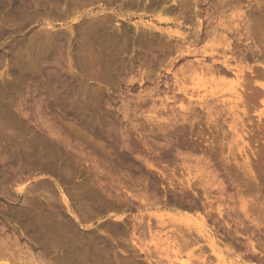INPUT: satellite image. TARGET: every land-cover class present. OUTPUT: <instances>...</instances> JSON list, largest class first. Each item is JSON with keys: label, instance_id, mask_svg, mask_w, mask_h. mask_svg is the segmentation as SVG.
<instances>
[{"label": "rangeland", "instance_id": "rangeland-1", "mask_svg": "<svg viewBox=\"0 0 264 264\" xmlns=\"http://www.w3.org/2000/svg\"><path fill=\"white\" fill-rule=\"evenodd\" d=\"M34 210L72 246L28 230ZM72 254L264 264V0H0V264Z\"/></svg>", "mask_w": 264, "mask_h": 264}, {"label": "bare ground", "instance_id": "bare-ground-1", "mask_svg": "<svg viewBox=\"0 0 264 264\" xmlns=\"http://www.w3.org/2000/svg\"><path fill=\"white\" fill-rule=\"evenodd\" d=\"M108 1H109V0H108ZM134 1H135V0H134ZM156 1H157V0H156ZM66 2H67V1H66ZM71 2H72V1H71ZM136 2H137V1H136ZM136 2H134V3L137 4ZM76 3H77V2H76ZM132 3H133V1H132ZM134 3H133L132 5H135ZM139 4H140V3H139ZM127 5H128V4H127ZM182 7H183V6H182ZM183 8H184V7H183ZM62 15H64V14H62ZM64 17H65V16H64ZM102 19H104V18H102ZM102 19H101V20H102ZM92 20H94V19L92 18ZM104 20H105V19H104ZM99 23H100V22H99ZM88 24H89V23H88ZM101 24H103V20H102V23H101ZM90 25H91V29H92L93 27L95 28V27L97 26V25H96V21L93 22L92 24H91V22H90ZM108 25H109V24H108ZM87 26H88V25H87ZM89 27H90V26H88L87 28H89ZM83 28H84V27H83ZM107 28H108V27H107ZM248 28H249V27H248ZM84 29H85V28H84ZM95 29L97 30V28H95ZM98 29H99V28H98ZM89 30H90V29H88V31H89ZM102 30H103V29H102ZM86 31H87V30H86ZM86 31H85V33H86ZM103 31H104V30H103ZM150 31H151V30H150ZM152 31H153V30H152ZM82 32H83V31H82ZM89 32H90V31H89ZM93 32H94V31H93ZM100 32H101V31L99 30V33H98V34H100ZM151 33H152V32H151ZM86 34H87V36L90 35V34L88 35V33H86ZM82 35H84V32H83ZM102 35H103V34H102ZM104 35H105V34H104ZM49 36H50V35H49ZM49 36H48V37H49ZM87 36H86V37H85V36H84V37L81 36V37L84 38V40H83L84 42L86 41L87 43H89V41L85 40V39H87ZM90 36H91V35H90ZM46 37H47V36H46ZM62 37H63V36H62ZM64 37H65V36H64ZM96 37H98V36H96ZM96 37H95L94 40L99 39V37H98V38H96ZM88 38H93V36H92V37H88ZM47 39H48V38H47ZM57 39H58V38H57ZM104 39H107V38H104ZM104 39H103V40H104ZM111 39H112V38H111ZM114 39H115V38H114ZM52 40L54 41V39H51V42L53 43ZM63 40H64V39H63ZM94 40H93V42H94ZM91 41H92V40H91ZM101 41H102V40H101ZM107 41H108V40H106V42H107ZM47 42H48V43H47ZM47 42H45V43H47V45L51 43V42L49 43V40H48ZM55 42L57 43L58 41H55ZM55 42H54V43H55ZM81 42H82V41H81ZM81 42H79V43H81ZM84 42H83L82 45L85 46ZM93 42H92V43H93ZM102 42H103V41H102ZM102 42H100V43H102ZM106 42H104L103 44H107ZM108 43L111 45L110 42H108ZM58 44H60V42H59ZM58 44H57V45H58ZM43 45L46 46L44 43H43ZM61 45H62V44H61ZM82 45H81V46H82ZM97 45H98V44H97ZM107 45H108V44H107ZM113 45H114V44H113ZM48 46H49V45H48ZM63 46H64V45H63ZM65 46H66V45H65ZM81 46H80V47H81ZM92 46H93V45H92ZM50 47H52V46L50 45ZM50 47H49V48H50ZM54 47H55V46H54ZM58 47H59V45H58ZM80 47H79V48H80ZM113 47H114V46H113ZM59 48H60V47H59ZM79 48H78V51L81 49V48H80V49H79ZM90 48H92V47H89V49H90ZM93 48H94V47H93ZM93 48H92V49H93ZM97 48H99V46H97ZM97 48H96V50H97ZM50 49H51V48H50ZM57 49H58V48H57ZM70 49H71V48H70ZM70 49H69V50H70ZM83 49H84V48H83ZM94 49H95V48H94ZM53 50H54V49H53ZM76 50H77V49H76ZM76 50H75V51H76ZM85 50H86V49H85ZM100 50H101V49H100ZM48 51H49V49H48ZM78 51H77V52H78ZM80 51H82V50H80ZM80 51L78 52L79 54L81 53ZM83 51H84V50H83ZM83 51H82V53H85V52H83ZM69 52H70V51H69ZM91 52H92V51H91ZM94 52H95V51H94ZM94 52H93V53H94ZM97 52H98V51H97ZM106 52H107V51H106ZM42 53H43V52H42ZM54 53H55V52H54ZM58 53H59V56H60V54H61V57H62V53H63L62 50H61V53H60V52H58ZM70 53H71V52H70ZM75 53H76V52H75ZM78 53H76V57L79 56V59L82 61V62H80V60H78V57H77V61H79V63H80V65L78 64V66H81V63H82V64H84L83 66L86 67V66H87V65L85 66L86 63H83L84 60H82L83 58H85V57H84L85 54H83V55L80 54V55L82 56V58H80V55H79ZM95 53H96V52H95ZM101 53H102V52H101ZM109 53H110V52H109ZM43 54H44V53H43ZM46 54H47V53H46ZM77 54H78V55H77ZM88 54H89V53H88ZM88 54L86 53L87 58H88ZM96 54H97V53H96ZM98 54H100V53H98ZM98 54H97V55H98ZM110 54L113 55L112 52H111ZM110 54H109V55H110ZM37 55H39V54H37ZM49 55H50V54H49ZM49 55H48V56H49ZM53 55H54V54H53ZM67 55H68V54H67ZM97 55H96V57H97ZM101 55H102V54H101ZM105 55L108 56V53H106ZM111 55H110V56H111ZM35 56H36V55H35ZM41 56H42V55H41ZM45 56H46V55H45ZM91 56H92V55H91ZM102 56H103V55H102ZM110 56H108V57H109V58H108L109 60L111 59ZM54 57H55V56H54ZM54 57H53V58H54ZM70 57L72 58V56H70ZM74 57H75V56H74ZM92 57H93V56H92ZM100 57H101V56L98 55V60H97L98 63H96V59H95V55H94V63H93V65L95 66V64H98V68H100L101 71H102V70L104 71V70H106V69H104V68H106V67L103 66L104 62L106 63L107 68H108V66H109L108 63H112V62H113V61H112L113 57H112V59H111L112 62H110V61L108 62V61H107L108 63L105 61L106 59H105L104 61H103V59L100 60V59H99ZM104 57H105V56H104ZM104 57H103V58H104ZM71 58H70V61H71ZM87 58H86V59H87ZM101 58H102V57H101ZM42 59H43V57H42ZM45 59H46V58H45ZM48 59H49V58H48ZM61 59H62V58H61ZM74 59H75V58H74ZM86 59H85V60H86ZM92 59H93V58H92ZM92 59H91V60H92ZM35 60H36V59H35ZM38 60H39V59H38ZM43 60H44V59H43ZM54 60H55V59H54ZM59 60H60V59H59ZM62 60H63V59H62ZM72 60H73V59H72ZM91 60H90V61H91ZM99 60H100V62H99ZM113 60H115V57H114ZM33 61H34V60H33ZM51 61H53V60H51ZM92 61H93V60H92ZM92 61H91V62H92ZM34 62H35V61H34ZM34 62H33V63H34ZM84 62H85V61H84ZM47 63H48V62H47ZM54 63H57V62H54ZM65 63H66V61H65ZM68 63H69V62H68ZM87 63H88V62H87ZM31 64H32V63H31ZM44 64H46V62H45ZM56 65H57V64H55V66H54V65H52V66H53V67H56V69H55V74L58 75V74H57L58 72H56V71H59L57 68H60L59 66H60L61 64L59 65V63H58L59 66H56ZM71 65H72V63H71ZM71 65H70V63H69L70 68H71ZM88 65H89V64H88ZM104 65H105V64H104ZM106 65H105V66H106ZM34 66H35V64H34ZM73 66H74V64H73ZM75 66H77V64H76ZM96 66H97V65H96ZM96 66H95V68H96ZM102 66H103V67H102ZM31 67H33V66H31ZM50 67H51V66H50ZM81 67H82V66H81ZM81 67H80V68H81ZM84 67H83V69H84ZM90 67H91V65H90ZM90 67H89V68H90ZM109 67H110V66H109ZM70 68H69V69H70ZM75 68H76V67H75ZM78 68H79V67H77V69H78ZM80 68L78 69L79 71H80ZM89 68L87 67V70H86L87 72H89V70H90ZM48 69H49V68H48ZM52 69H53V68H52ZM52 69H51V70H52ZM92 69H94V67H93V68L91 67V71H92ZM51 70H50V71H51ZM53 70H54V69H53ZM53 70H52L51 72H49V73H52V74L54 75V73H53L54 71H53ZM71 70H73V69H71ZM71 70H70V71H71ZM94 70H95V69H94ZM96 70H97V71H96ZM96 70H95V73H96V72L98 73V72H99V69L96 68ZM82 71H83V73H84V70H82ZM91 71H90V72H91ZM103 71H102V72H99V75H101V73H103ZM106 71H108V69H107ZM47 72H48V70L46 71V73H47ZM59 72H60V71H59ZM71 73H72V72H71ZM106 73H108V72H106ZM47 74H48V73H47ZM87 74H88V73H87ZM87 74H86V75H87ZM91 74H92V72H91ZM48 75H49V76H48ZM48 75H47V76L50 77V74H48ZM56 75H55V77L58 78V76H56ZM59 75H61V74H59ZM69 75H70V74H69ZM45 76H46V75H45ZM51 76H52V75H51ZM70 76H71V75H70ZM72 76H73V74H72ZM72 76H71V77H72ZM82 76H83V75H82ZM101 76H102V75H101ZM101 76H100V77H101ZM103 76H104V74H103ZM105 76H106V74H105ZM105 76H104V77H105ZM62 77H63V76H62ZM85 77H86V76H85ZM44 78H45V77H44ZM57 78H56V79H57ZM106 78H107V77H106ZM46 79H47V78H46ZM48 79H49V78H48ZM48 79H47V80H48ZM59 79H60V78H59ZM47 80H46V81H47ZM50 80H51L52 82L54 81V79H53V78L51 79V77H50ZM50 80H49V81H50ZM51 81H50V82H51ZM68 81H69V80H68ZM56 82H57V81H56ZM63 82H64V81H63ZM81 82H82V81H81ZM106 82H107V81H106ZM45 83H46V82H45ZM53 83H54V82H53ZM68 83H69V82H68ZM73 83H74V82H73ZM51 84H52V83H51ZM45 85H47V84H45ZM48 85H49V84H48ZM70 85H71V84H70ZM70 85H69V86H70ZM80 85H81V84H80ZM50 86H51V85H50ZM44 87H45V86H44ZM52 87H53V84H52ZM56 87H57V86H56ZM77 87H78V86H77ZM42 88H43V87H42ZM46 88H47V87H46ZM54 88H55V87H54ZM81 88H82V86H81ZM64 89H65V87H64ZM66 89H68V87H67ZM72 89H73V88H72ZM52 90H53V88H52ZM52 90H51L50 92H52ZM55 90H56V88H55ZM58 90H59V89H58ZM73 90H74V89H73ZM78 92H80V91H78ZM48 93H49V92H48ZM53 93H54V90H53ZM73 93H74V92H73ZM81 93H82V92H81ZM50 94H51V93H50ZM85 94H86V93H85ZM45 95H46V94H45ZM80 95H81V94H80ZM80 95H79V96H80ZM47 96L49 97V95H47ZM50 96H51V95H50ZM70 96H71V95H70ZM44 97H45V96H44ZM81 98H83V97L81 96ZM73 100H74V99H73ZM75 101H76V100H74L73 102H75ZM44 102H45V101H44ZM50 130H51V129H50ZM47 132H48V131H47ZM51 133H52V132H51ZM49 135H50V134H49ZM36 136H38V135H36ZM46 136H47V135H46ZM41 137H42V136H41ZM34 138H35V136H34ZM39 138H40V137H39ZM52 139H53V138H52ZM54 139H55V138H54ZM40 141H41V140H40ZM35 142H36V141H35ZM32 143H33V142H32ZM46 143H48V142H46ZM103 143L106 144L105 142H103ZM33 144H34V143H33ZM50 144H51V142H50ZM42 145H43V144H42ZM47 145H48V144H47ZM51 145H54V144H51ZM55 145H56V144H55ZM124 145H125V144H124ZM103 146H106V145H103ZM109 146H110V145H109ZM42 147H43V146H42ZM46 147H47V146H46ZM49 147H50V145L48 146V149H49ZM45 149H46V148H45ZM50 151H51V150H50ZM22 156H24V155H22ZM34 156H35V155H34ZM34 156H33V157H34ZM24 157H25V156H24ZM66 159H67V158H66ZM33 161H34V160H33ZM39 161H40V159H39ZM44 161H45V160H44ZM47 161H48V160H47ZM25 162H26V161H25ZM36 162H37V161H36ZM27 163H28V162H27ZM31 163H32V162H31ZM37 163H38V162H37ZM41 163H42V162H41ZM67 163H68V162H67ZM38 164H39V163H38ZM45 164H46V163H45ZM47 164H48V162H47ZM49 164H50V163H49ZM52 165H53V164H52ZM34 166H35V165H34ZM36 166H38V165L36 164ZM36 166H35V167H36ZM44 166H45V165H44ZM44 166H43V167H44ZM46 167H47V166H46ZM48 167H49V166H48ZM40 168H41V167H40ZM52 169H53V168H52ZM48 171H49V170H48ZM87 193H88V192H87ZM102 193H104V192H102ZM83 194H84V193H83ZM91 194H94V193L91 192ZM96 194H97V193H96ZM96 194H95V196H96ZM117 194H118V193H117ZM25 195H26V194H25ZM101 195H102V194H101ZM79 196H81V195H79ZM89 196H91L90 199H92V198L95 197L94 195H93V196L90 195V193L87 195V197H89ZM97 196H98V195H97ZM97 196H96V197H97ZM105 196H106V195H105ZM124 196H125V195H124ZM52 197H53V196L51 195V198H52ZM118 197H121V199H122V196H118ZM126 197H127V196H126ZM85 198H86V197H85ZM123 198H124V197H123ZM77 199H78V198H77ZM80 199H81V198H80ZM88 199H89V198H88ZM119 199H120V198H119ZM121 199H120V200H121ZM124 199H125V198H124ZM126 199H127V198H126ZM126 199H125V200H126ZM45 200H46V199H45ZM82 200H84V199L82 198ZM94 200H96V198H94ZM101 200H102V199H101ZM141 200H143V199H141ZM47 201H48V199H47ZM49 201H51V199H49ZM53 201H54L53 203L55 204L56 201H55V200H53ZM77 201H78V200H77ZM84 201H85V200H84ZM90 201H91V200H90ZM90 201H89V202H90ZM92 201H93V199H92ZM92 201H91V202H92ZM98 201H99V200H98ZM122 201H123V199H122ZM127 201H128V200H127ZM25 202H26V201H25ZM51 202H52V201H51ZM65 202H66V201H65ZM79 202H80V201H79ZM82 202H83V201H82ZM82 202H80V203L82 204ZM100 202H102V201H100ZM141 202H143V201H141ZM56 203H57V202H56ZM93 203H94V202H93ZM143 203H144V202H143ZM31 204H32V203H31ZM49 204H51V203H49ZM54 204H53V206H54ZM66 204H67V202H66ZM86 204H90V203L86 202L85 205H84V207H82L83 209H84L85 207H87ZM98 204H99V202H98ZM98 204H97V205H98ZM68 205H69V204H67V206H66V207H68V208H67V211H68V212H67V211H66V212L69 213V214L74 215V217H75V213L72 212V211H73L72 208H71V207L69 208ZM78 205H79V204H78ZM90 205H91V204H90ZM92 205H96V204L94 203V204H92ZM97 205H96V206H97ZM143 205H144V204H143ZM76 206H77V205H76ZM22 207H23V206H22ZM30 207H31V206H30ZM49 207H50V206L48 205V208H49ZM51 207H52V206H51ZM51 207H50V208H51ZM58 207L60 208V206H58ZM58 207L55 208V206H54L53 209L51 208L52 210H54V209H56V210H55V211H52V210H51L53 216L50 215V216H52V219H53L54 217H56V219L60 222V223L58 224V223H56L57 221L53 220V222H55V224H56L57 226L60 225V227H56V228H59L61 231H63V230H64V231H67V230H68V231H69V230L74 231V230H75V227H73L74 230L69 229V227H70V222H71V221H70L68 218L65 217L66 215H64V213L62 212V211H63V210H61L62 208L59 209ZM79 207H80V206H78L76 209L79 210V209H78ZM90 207H93V206H90ZM90 207H89V208H90ZM97 207H98V206H97ZM243 207H244V206H243ZM26 208H27V206H26ZM33 208H34V207H33ZM40 208H41V206H40ZM40 208H39V209H40ZM43 208H45V206H44ZM43 208H42V209H43ZM48 208H46V209H48ZM82 208H80V210H81ZM87 208H88V207H87ZM93 208H95V207H93ZM93 208H90V209L92 210ZM136 208H137V207H136ZM21 209H22V208H21ZM30 209H31V208H30ZM30 209L28 208V210H27V209H25V210L28 211V213H29ZM34 209H35V208H34ZM36 209H37V208H36ZM39 209H38V210H39ZM46 209H43V211L46 210ZM70 209H71V210H70ZM76 209H75V210H76ZM85 209H86V208H85ZM85 209H84V211H85ZM90 209H88V210H90ZM98 209H99V208H98ZM25 210H24V209L22 210V211H24V213H23V212H22V213L20 212L23 216L25 215V213L27 214V212H25ZM64 210H65V209H64ZM77 210H76V211H77ZM86 210H87V209H86ZM94 210H95V209H94ZM94 210H92V212H93ZM16 211H17V210H16ZM36 211H37V210H36ZM36 211L34 210V211H31V212H32V214H33L34 212H35V213H37V212L40 213L42 210H41V211H37V212H36ZM46 211H48V210H46ZM96 211H98L97 208H96ZM49 212H50V209H49ZM77 212H78V211H77ZM79 212H80V211H79ZM81 212H82L81 216L85 215V213L83 212V210H81ZM81 212H80V213H81ZM87 212H88V211H87ZM35 213H34V215H35ZM38 213L36 214V216H35L34 218H33L31 215L29 216V214H31V213H29L28 215H26V216H25L26 218L24 217V219H26V222H24V223L27 224V222H28V224H30V225L33 227V228H32V227H31V228L28 227L29 229H28V228H27V229H28V230L32 229V230H31L32 232H33V230H35L36 233L38 232V233L44 235L45 237L47 236L46 238H48V240H49V238H50V241H52V240H53L54 242L57 241V240L59 241L58 238H60V237H59L58 235H60V234L56 235V234H54V232L52 231V229H53L52 220L50 221V222H51V223H50L49 221L46 222V221H45L46 219H44V218L47 217L45 214H49V213H45V211H44L43 213H45V214H43V216L45 215V217H40V215L42 216V214H41L42 212L40 213V215H39ZM61 213H63V215H62ZM50 214H51V213H50ZM65 214H66V213H65ZM69 214H68V215H69ZM77 214L79 215V213H77ZM89 214H91V213H89ZM38 215H39V216H38ZM78 215H76V216H78ZM87 215H88V214H87ZM18 216L20 217V215H18ZM23 216H22V217H23ZM27 216H29V217H27ZM50 216L48 215V217L51 219ZM70 216H71V215H70ZM16 217H17V216H16ZM22 217H21V218H22ZM78 217L80 218V216H78ZM84 217H85V216H84ZM75 218H76V217H75ZM82 218H83V217H82ZM16 219H18V217H17ZM24 219H19V221H21V220L25 221ZM32 219H33L34 221H32ZM73 219H74V218H73ZM77 219H78V218H77ZM47 220H49V219H47ZM68 220H69V221H68ZM82 220H83V219H82ZM82 220H81V218H80V222H81ZM29 221H30L32 224H31ZM35 221H36V222H35ZM80 222H79V223H80ZM24 223H23V224H24ZM19 224H22V222H19ZM28 224H27V225H28ZM72 224H73V222H72ZM136 224H137V223H136ZM27 225H26L25 227H27ZM30 225H29V226H30ZM141 225H142V224H141ZM148 225H149V224H148ZM114 226H115V225H114ZM116 226H117V225H116ZM116 226H115V227H116ZM138 226H139V225H138ZM22 227H23V225H22ZM54 227H55V225H54ZM71 227H72V226H71ZM56 228L54 229V231L56 230L55 232H59V231H58L59 229H56ZM112 228H113V227H112ZM149 228H150V227H149ZM25 229H26V228H25ZM27 229H26V230H27ZM36 229H37V230H36ZM62 229H63V230H62ZM108 229H110V228H108ZM23 230H24V229H23ZM115 230H116V229H115ZM117 230H118V229H117ZM139 230H140V229H139ZM31 231H30V232L27 231V234H28V232H29V234H30ZM61 231H60V232H61ZM102 231H104V230H102ZM108 231H109V230H108ZM137 231H138V229H137ZM25 232H26V231H25ZM35 232H33V233H35ZM52 232H53V234H52ZM60 232H59V233H60ZM106 232H107V231H106ZM109 232H111V231H109ZM118 232H119V231H118ZM62 233H63V232H62ZM62 233H61V235H62ZM113 233H114V232H113ZM23 234H24V233H23ZM23 234H22V235H23ZM40 234H37V235H40ZM65 234L69 235L70 233H69V234H68V233H64V235H65ZM72 234H73V233H72ZM76 234H77V236H78V238H79V235H78L79 233L76 232ZM33 235H36V234H33ZM64 235H62V237L60 238L61 241H62V239L64 238ZM67 235H66V237H67L66 239H69L70 236H67ZM92 235H93V234H92ZM110 235H112V233H111ZM23 236L25 237L26 235H23ZM40 236H41V235H40ZM44 236H41L42 239L44 238ZM57 236H58V237H57ZM73 236H74V235H73ZM182 236H183V235H182ZM34 237L37 238V236H34ZM75 237H76V236H75ZM89 237H90V236H89ZM38 238H39V236H38ZM81 238H82V237H81ZM91 238H92V236H91ZM6 239H7V238H6ZM84 239H85V237L82 238V239H80V240H81V241H82V240L84 241ZM93 239H94V238H92V240H93ZM37 240H38V239H37ZM71 240H72V241H71ZM74 240H76V238H74ZM88 240H89V238H88ZM31 241L33 242V239H32ZM35 241H36V240H35ZM38 241H39V240H38ZM41 241H42V240H41ZM50 241H49V242H50ZM58 241H57V242H58ZM61 241H60V243L58 242L60 245H61L62 242H64V241L67 242V240H65V239H64V241H62V242H61ZM70 241L73 242V237H72V239H70ZM81 241H80V242H81ZM83 241H82V242H83ZM97 241H99V240H97ZM100 241H101V240H100ZM102 241H103V240H102ZM28 242H29V241H28ZM57 242H55L54 244H56ZM74 242H75V241H74ZM74 242H73V243H74ZM86 242H87V241H86ZM10 243H11V242H10ZM34 243H36V242H34ZM40 243H41V242H39V244H40ZM50 243H51V242H50ZM50 243H49V244H50ZM58 243H57V245H58ZM67 243L69 244L70 242L68 241ZM73 243H72V244H73ZM76 243L79 244V240H78V242H77V240H76ZM76 243H75V244H76ZM88 243H89V242H88ZM91 243L93 244V242H91ZM94 243H96L95 240H94ZM98 243H99V242H98ZM106 243H107V242H106ZM42 244H43V241H42ZM51 244H53V243H51ZM72 244L70 243L71 246H72ZM80 244H81V243H80ZM80 244H79V245H80ZM100 244H101V243H100ZM10 245H11V244H10ZM16 245H17V244H16ZM25 245H26V244H25ZM36 245H37V243H36ZM40 245H41V244H40ZM40 245H39V246H40ZM57 245H56V246L54 245L55 247H53L52 249L56 248ZM82 245H83V244H82ZM93 245H94V244H93ZM37 246H38V245H37ZM41 246H42V245H41ZM41 246H40V247H41ZM44 246H45V245H44ZM44 246H43V247H44ZM47 246L50 247V245H48V243H47ZM52 246H53V245H52ZM52 246H51V247H52ZM58 246H59V245H58ZM73 246H74V245H73ZM83 246H84V245H83ZM102 246H103V245H102ZM3 247H4V246H3ZM7 247H9V246L7 245ZM7 247H6V248H7ZM24 247H25V246H24ZM40 247H38L39 250H40ZM90 247H91V246H90ZM105 247H107V246H105ZM254 247H255V246H254ZM46 248H47V247H46ZM46 248H41L42 250H41V252H40V255H42V254L44 253V252H42V251H44L43 249L46 250ZM69 248H71V247H69ZM69 248H68V249H69ZM80 248H81V247H80ZM80 248H77V249L80 250V252H78L79 254L81 253V249H80ZM9 249H10V247H9ZM38 249H37V250H38ZM48 249H49V248H48ZM48 249H47V254H48ZM52 249H51V250H52ZM56 249H57V248H56ZM56 249H55V252L58 250V249H57V250H56ZM68 249H67L65 252H68ZM98 249H99V248H98ZM107 249H108V247H107ZM7 250H8V248H7ZM63 250H65V249H63ZM69 250H70V249H69ZM72 250H73V248H72ZM82 250H83V251H85V250L87 251V250H89V248H88V247H87L86 249H83V248H82ZM91 250H92V249H91ZM91 250H90V251H91ZM96 250H97V249H96ZM20 251H21V249H20ZM60 251H62V250H60ZM60 251H59V253H60ZM73 251H74V250H73ZM75 251H76V250H75ZM75 251H74V252H75ZM94 251H95V250H94ZM108 251H109V250H108ZM49 252L52 253L53 251H52V252L49 251ZM55 252H53V254H54ZM63 252H64V251H62V253H63ZM74 252H73V253H74ZM103 252H104V251H103ZM111 252H112V251H111ZM41 253H42V254H41ZM50 253H49V254H50ZM76 253H77V252H76ZM83 253H84V252H83ZM83 253H82V255H83ZM86 253H87V252H85V254H86ZM106 253H107V252H106ZM108 253H109V252H108ZM3 254H5V253L2 252L1 256H3ZM37 254H38V253H36L35 256H37ZM56 254L58 255L57 252H56ZM56 254H54V255H56ZM66 254H68V253H66ZM66 254L64 253V255H66ZM85 254H84V255H85ZM90 254H91V253H89L88 255H90ZM104 254H105V252H104ZM10 255H11V254H10ZM64 255H63V256H64ZM72 255H74V258L77 257V258L79 259V256H80V255H79V256H77L78 254H76V255H75V254H72ZM82 255H81V256H82ZM84 255H83V256H84ZM86 255H87V254H86ZM88 255H87V257H88ZM96 255H97V254H96ZM1 256H0V257H1ZM5 256H6V255H5ZM5 256H4V257H5ZM12 256H13V255H12ZM31 256H32V255H30V257H31ZM44 256H46V255H44ZM60 256H62V255H60ZM81 256H80V258H81ZM91 256L94 258V255H91ZM97 256H98V255H97ZM106 256H108V255L106 254ZM114 256H115V255H114ZM4 257H3V258H4ZM8 257H9V256H8ZM32 257H33V256H32ZM32 257H31V258H32ZM37 257H39V256H37ZM55 257H57V256H55ZM64 257H66V256H64ZM64 257H59V258L61 259V258H64ZM69 257H70V254H69V256H68L67 258H69ZM72 257H73V256H72ZM89 257H90V256H89ZM102 257H103V256H102ZM253 257H254V256H253ZM13 258H14V257H13ZM13 258H12V259H13ZM17 258H18V257H17ZM57 258H58V257H57ZM90 258H91V257H90ZM97 258H98V257H97ZM107 258H109V257H107ZM8 259H9V258H8ZM32 259L34 260V258H32ZM35 259H36V258H35ZM78 259H77V261H78ZM81 259H82V258H81ZM83 259H84V263H82V261L79 259V261H80L81 263L78 261V263H76V264H86L87 262H85V259H86L87 261H88V259H87L86 257L83 258ZM112 259H113V258H112ZM248 259H249V258H248ZM4 260H5V259H4ZM33 260H31V263H33V262H32ZM40 260H41V259H40ZM43 260H44V259H43ZM43 260L41 261V264H43V263H42ZM55 260H56V259H55ZM62 260H63V259H62ZM62 260H61V261H62ZM73 260H76V259H73ZM89 260H90V259H89ZM92 260H93V259H92ZM107 260H109V259H107ZM113 260H114V259H113ZM113 260H112V261H113ZM7 261H8V260H7ZM11 261H12V260H11ZM15 261H16V259H15ZM45 261H46V259H45ZM56 261L58 262V260H56ZM66 261H71V259H70V260H67V259H66ZM66 261H65V259H64V264L66 263ZM94 261H95V260H94ZM94 261H93V262L91 261L92 264L96 263V262H94ZM178 261H179V260H178ZM9 262H10V261H9ZM16 262H17V261H16ZM47 262H48V261H47ZM47 262H45V263L47 264ZM59 262H60V261H59ZM73 262H74L73 264H75V261H73ZM89 262H90V261H89ZM99 262H101V261L99 260ZM102 262H104V261H102ZM31 263H30V264H31ZM35 263H36V262H35ZM54 263L56 264V262H54ZM68 263H69V262H67V264H68ZM70 263H72V261H71ZM108 263H109V261H108ZM108 263H107V264H108ZM111 263H112V262H111ZM111 263H110V264H111ZM121 263H122V262H121ZM10 264H11V263H10ZM48 264H49V263H48ZM50 264H51V263H50ZM52 264H53V263H52ZM87 264H88V263H87ZM96 264H98V263H96ZM100 264H101V263H100ZM105 264H106V263H105ZM116 264H117V263H116Z\"/></svg>", "mask_w": 264, "mask_h": 264}]
</instances>
